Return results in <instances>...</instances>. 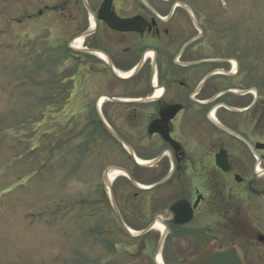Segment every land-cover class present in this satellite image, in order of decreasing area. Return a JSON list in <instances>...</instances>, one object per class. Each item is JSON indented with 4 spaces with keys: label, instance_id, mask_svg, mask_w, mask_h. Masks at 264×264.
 <instances>
[{
    "label": "flooded vegetation",
    "instance_id": "1",
    "mask_svg": "<svg viewBox=\"0 0 264 264\" xmlns=\"http://www.w3.org/2000/svg\"><path fill=\"white\" fill-rule=\"evenodd\" d=\"M55 3L44 8L51 20L76 30L57 44L71 73L44 91L43 115L58 121L69 110L76 121L74 169L83 159L94 196L86 257L69 264H187L210 245L262 264L264 81L232 82L241 66L222 52L221 20L157 16L165 3L170 18L188 14L186 0ZM90 75L93 93L80 85Z\"/></svg>",
    "mask_w": 264,
    "mask_h": 264
},
{
    "label": "rangeland",
    "instance_id": "2",
    "mask_svg": "<svg viewBox=\"0 0 264 264\" xmlns=\"http://www.w3.org/2000/svg\"><path fill=\"white\" fill-rule=\"evenodd\" d=\"M61 1L66 0H0V264H69L86 257L79 255L87 251V200L94 196L83 159L74 169L71 134L76 121L68 118L69 110L61 120L48 118L42 106L44 91L60 84L57 74L71 73L66 65L70 56L57 44L68 41L76 29L68 20H51L44 10ZM186 1L188 14L176 11L170 18L173 8L169 12L165 3L159 10L166 14L157 16L221 20L222 52L235 56L241 66L232 82L264 81V0ZM30 10L34 16L46 13L47 20H27ZM58 55L67 60L62 69ZM80 85L96 91L91 82ZM48 108L55 110L52 104Z\"/></svg>",
    "mask_w": 264,
    "mask_h": 264
},
{
    "label": "water",
    "instance_id": "3",
    "mask_svg": "<svg viewBox=\"0 0 264 264\" xmlns=\"http://www.w3.org/2000/svg\"><path fill=\"white\" fill-rule=\"evenodd\" d=\"M187 264H244L240 250L236 247L217 251L213 245L206 247Z\"/></svg>",
    "mask_w": 264,
    "mask_h": 264
},
{
    "label": "bare ground",
    "instance_id": "4",
    "mask_svg": "<svg viewBox=\"0 0 264 264\" xmlns=\"http://www.w3.org/2000/svg\"><path fill=\"white\" fill-rule=\"evenodd\" d=\"M80 41H81V40H78V41L76 42L75 45H77V43L80 44V43H81ZM122 77H123V76H122ZM124 77H127V75L124 76ZM117 172H120V171L113 170V172H110L111 175L109 174V175H110V176H109V179H110V180H113L114 176L118 174ZM107 178H108V176H107ZM107 180H108V179H107ZM107 183H108V182H107ZM109 187H110V184L107 185V186L105 187V194H106L107 197H110V193H111Z\"/></svg>",
    "mask_w": 264,
    "mask_h": 264
}]
</instances>
